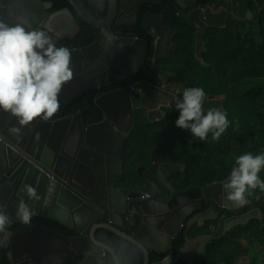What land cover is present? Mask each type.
Returning a JSON list of instances; mask_svg holds the SVG:
<instances>
[{
    "label": "clouds",
    "instance_id": "obj_1",
    "mask_svg": "<svg viewBox=\"0 0 264 264\" xmlns=\"http://www.w3.org/2000/svg\"><path fill=\"white\" fill-rule=\"evenodd\" d=\"M63 1L73 16L0 0V264H229L227 250L264 264L260 29L261 53L229 63L252 88L219 90L198 67L177 77L190 52L206 64L205 26L170 2L127 26L139 0L115 15L111 0L100 15ZM70 113L62 134L31 124Z\"/></svg>",
    "mask_w": 264,
    "mask_h": 264
},
{
    "label": "trees",
    "instance_id": "obj_2",
    "mask_svg": "<svg viewBox=\"0 0 264 264\" xmlns=\"http://www.w3.org/2000/svg\"><path fill=\"white\" fill-rule=\"evenodd\" d=\"M229 3H231L229 1ZM158 7L163 6V3H157ZM256 8V2H253ZM88 8L92 10L90 4H87ZM154 4H143L139 6L138 18L141 19L143 12L146 8L152 7ZM190 8H179L176 13L183 17L188 25L190 24L187 13ZM102 14V11L101 13ZM99 14V15H100ZM84 23L86 21L83 20ZM259 29L264 41V22H258ZM186 38H191L185 35ZM245 35L242 30L236 25L218 26L211 25L205 26L203 31V39L206 41V49L200 51V57L205 61L206 64H202L193 53H189L187 58L182 61L181 64L175 68V73L178 78H189L194 72L193 70L187 69V67L201 68L205 74H214L220 79L225 86H221L219 90L227 91H240L242 93L247 92L252 88V81L257 77L254 72H247L242 68H230L229 63H239L241 61L246 62L250 59L247 53H261L259 48V38H255L252 35L251 40H244ZM177 39V37H175ZM216 67V69H214ZM169 69L168 67H163ZM245 76V84L239 83L238 78Z\"/></svg>",
    "mask_w": 264,
    "mask_h": 264
},
{
    "label": "water",
    "instance_id": "obj_3",
    "mask_svg": "<svg viewBox=\"0 0 264 264\" xmlns=\"http://www.w3.org/2000/svg\"><path fill=\"white\" fill-rule=\"evenodd\" d=\"M48 5H54V0H43ZM65 4L64 7H61L63 10L68 12L70 15L73 14V9L69 5H67L63 0H60ZM75 5L73 7L75 9H80V11L87 13V14H95L99 15L101 13V8L99 5L104 4V0H74ZM86 1L89 2L94 8L90 10L86 5ZM127 0H111L112 8H113V15H115L118 11H120V7L123 5L124 2ZM146 0H139L138 6L143 5ZM195 3L196 5L190 9L187 13L188 18H195L199 22L203 24V26H211V25H218V26H228L233 25L234 17L237 19H242L249 14L246 12V8L241 4V0H232L235 4H238L242 7L243 12L239 13L234 6L229 3L230 0H189ZM263 0H255L256 2V10L257 13H261V2ZM171 3V7L169 9V16H172L175 12L179 9V6L182 4L181 0H173L169 1ZM168 3V2H167ZM255 6V5H253ZM133 15L138 16V13L135 12ZM132 16V15H131ZM169 34L167 36V41L171 45V29L168 27ZM202 38H199V47L201 50ZM160 72V71H159ZM164 75L162 72H160ZM65 100H68L64 97ZM71 121L72 124L76 122V114L70 113L67 114L66 117H58L51 119L49 121H44L42 118L35 119L31 124L34 127V131L37 135L44 136L47 133L50 134H62L65 129L67 123ZM72 130V129H69ZM9 156L12 158V155L9 152ZM6 151L3 153V159H0V170L6 168L7 164L5 163Z\"/></svg>",
    "mask_w": 264,
    "mask_h": 264
},
{
    "label": "rangeland",
    "instance_id": "obj_4",
    "mask_svg": "<svg viewBox=\"0 0 264 264\" xmlns=\"http://www.w3.org/2000/svg\"><path fill=\"white\" fill-rule=\"evenodd\" d=\"M169 1H173V0H146L143 4H149L152 5L154 3H163L166 4ZM255 0H241V4L246 8V12L249 14L248 16H246L244 18V20H242L241 22H238L237 17H234V23L232 25V27H236V25L239 24V26L241 27L242 33L245 35L244 40H251L252 35H256V37L259 38V26L257 24V22L255 21L257 18H260L262 16H264V0L261 2V13H257L256 8L253 6V2ZM106 0H104V4H105ZM182 4L179 6V8H193L196 4L193 3L192 1L189 0H181ZM51 6H56V7H64L65 4L63 2H61L60 0H54V5ZM174 13H175V9H174ZM249 19V20H246ZM138 20V16L136 15H132L130 17H128L127 19L124 20V23L127 26H133L137 23ZM206 49V41L204 39H202V44H201V51ZM160 72H162L164 75L167 74L169 72V69L166 68H161L159 69ZM235 137L240 136V133H236L234 134ZM251 231V228L248 226L244 227V232H249ZM230 254L233 262H229V264H251L247 261H245L244 259L241 258H235V256L233 255V253L231 251H226V255ZM257 264H262L260 261L257 262Z\"/></svg>",
    "mask_w": 264,
    "mask_h": 264
},
{
    "label": "bare ground",
    "instance_id": "obj_5",
    "mask_svg": "<svg viewBox=\"0 0 264 264\" xmlns=\"http://www.w3.org/2000/svg\"><path fill=\"white\" fill-rule=\"evenodd\" d=\"M227 260L230 261V262H233V260H232V258H231V256H230V254H227Z\"/></svg>",
    "mask_w": 264,
    "mask_h": 264
}]
</instances>
